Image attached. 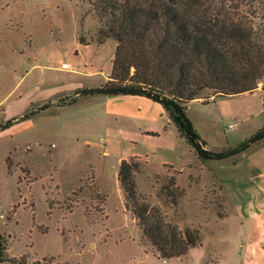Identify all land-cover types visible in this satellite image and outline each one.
Returning a JSON list of instances; mask_svg holds the SVG:
<instances>
[{
	"label": "rangeland",
	"instance_id": "1",
	"mask_svg": "<svg viewBox=\"0 0 264 264\" xmlns=\"http://www.w3.org/2000/svg\"><path fill=\"white\" fill-rule=\"evenodd\" d=\"M96 1L0 0V128L17 119L0 131L3 264H244L234 222L226 232L228 196L221 182H208L204 172L205 184L193 185L188 172L170 169L154 180L148 174L160 171L159 157L148 168L136 158L138 190L168 221L204 237L203 246L185 256L160 258L127 210L117 175L108 171L128 150L122 123L92 101L103 94H83L67 105L77 91L97 88L112 67L113 39L90 46L79 41H90L99 28ZM203 96L214 101L190 112L215 122L216 146L236 147L240 135L264 127V80L256 93L220 97L224 102L209 90ZM231 123L237 124L230 129ZM247 152L264 156V141ZM188 161L201 160L190 153Z\"/></svg>",
	"mask_w": 264,
	"mask_h": 264
},
{
	"label": "trees",
	"instance_id": "2",
	"mask_svg": "<svg viewBox=\"0 0 264 264\" xmlns=\"http://www.w3.org/2000/svg\"><path fill=\"white\" fill-rule=\"evenodd\" d=\"M100 25L81 45L116 42L108 95L143 96L161 104L202 162L234 158L264 139V127L236 147L212 150L188 114L204 97L252 94L264 80V0H97ZM77 94L67 105L75 104ZM45 104L22 119L49 108ZM17 119L2 125L11 126ZM136 157L121 162L118 180L143 233L163 259L185 256L203 246L196 228L167 220L159 206L138 190ZM8 158L6 162L8 163ZM9 169V167H8ZM177 179H172L175 186ZM174 202H177L176 200ZM0 249L5 250L0 238ZM6 262L0 253V264Z\"/></svg>",
	"mask_w": 264,
	"mask_h": 264
},
{
	"label": "crops",
	"instance_id": "3",
	"mask_svg": "<svg viewBox=\"0 0 264 264\" xmlns=\"http://www.w3.org/2000/svg\"><path fill=\"white\" fill-rule=\"evenodd\" d=\"M65 66H70V63H65ZM111 71L112 67L109 72H105L104 78L98 82L96 87H102L109 82ZM101 72L103 73L104 70ZM83 98H85L83 95H77L75 104ZM92 101L101 105L103 114L107 118L111 117L122 123L119 135L128 144V150L108 164L110 173L117 175L118 178L122 160L132 157L145 160L148 168L153 164V158L156 156L160 159V171L148 174V177L154 180L157 175L166 174L170 169L177 171L179 176L188 172L191 184L199 185L205 184L202 181V175L204 172L208 173L210 176L208 182L217 180L224 185L228 196V213L224 224L226 232L231 222H234L236 226L238 242L242 249V262L244 264L264 263V156L249 154L246 150L234 158L189 163L188 155L190 153L196 155V152L180 135L178 127L161 104L143 96L132 95L103 94L94 97ZM213 101L214 99L211 100ZM208 104L203 103L201 99H196L188 105V114L196 129L209 143V148L212 150L235 147L230 144L229 146H216L213 134L215 122L210 118L190 112V107L193 105ZM249 138L246 135H240L236 140V145ZM139 173H136L137 183ZM119 184H121L120 181Z\"/></svg>",
	"mask_w": 264,
	"mask_h": 264
},
{
	"label": "water",
	"instance_id": "4",
	"mask_svg": "<svg viewBox=\"0 0 264 264\" xmlns=\"http://www.w3.org/2000/svg\"><path fill=\"white\" fill-rule=\"evenodd\" d=\"M112 92V88L110 87H97V88H91V89H83L76 92L77 95H83V94H106ZM2 128H0V131Z\"/></svg>",
	"mask_w": 264,
	"mask_h": 264
},
{
	"label": "built area",
	"instance_id": "5",
	"mask_svg": "<svg viewBox=\"0 0 264 264\" xmlns=\"http://www.w3.org/2000/svg\"><path fill=\"white\" fill-rule=\"evenodd\" d=\"M236 124H237V123H231V124L229 125V128L231 129V128L235 127Z\"/></svg>",
	"mask_w": 264,
	"mask_h": 264
}]
</instances>
